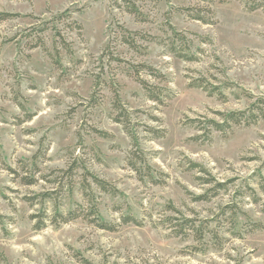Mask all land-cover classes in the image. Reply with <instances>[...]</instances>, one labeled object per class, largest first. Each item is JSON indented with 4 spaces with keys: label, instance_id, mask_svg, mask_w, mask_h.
<instances>
[{
    "label": "rangeland",
    "instance_id": "1",
    "mask_svg": "<svg viewBox=\"0 0 264 264\" xmlns=\"http://www.w3.org/2000/svg\"><path fill=\"white\" fill-rule=\"evenodd\" d=\"M131 1L139 15L121 0H0V16H14L0 20V215L7 229L0 231V264H264V120L210 134L198 123L221 122L218 113L244 112L264 98V5L250 12L247 0ZM194 8L211 9L206 17L214 24L182 11ZM46 23L62 33L71 53L54 31L36 34ZM120 27L139 34L138 49L122 42ZM170 27L192 42L196 61L168 51ZM38 37L46 49L33 47ZM139 65L162 76L140 73L166 91L163 103L136 80L133 66ZM203 81L224 98L193 86ZM116 93L130 114L127 128L115 122ZM137 150L146 161H133L142 173L129 165ZM72 158L87 160L117 190L94 188L101 218L113 231L84 219L55 227V201L34 207L25 201L53 190L43 178ZM20 162L40 170L36 185L11 174ZM193 164L219 183L235 180L234 187L210 202L196 201L211 186L199 181L207 175ZM78 174L77 188L58 199L62 214L88 207ZM235 204L240 236L226 221L232 213L222 215ZM43 213L47 227L37 230L32 217ZM128 217L138 224H126ZM174 219L197 220L211 233L202 242L191 232L177 236ZM251 224L263 227L253 231Z\"/></svg>",
    "mask_w": 264,
    "mask_h": 264
},
{
    "label": "trees",
    "instance_id": "2",
    "mask_svg": "<svg viewBox=\"0 0 264 264\" xmlns=\"http://www.w3.org/2000/svg\"><path fill=\"white\" fill-rule=\"evenodd\" d=\"M204 3H212L213 0H200ZM242 2L245 0H241ZM122 3H124L127 7V10L130 14L133 15H139V11L137 9V6L131 1V0H121ZM248 8V11L254 12L257 10H260L263 8V2L262 0H247L245 2ZM185 13L189 15V17L192 20L199 21L203 24H214L211 20L207 19L206 14L212 15V11L209 8H194V9H186L182 10ZM14 16L12 15H1L0 20H7L9 18H12ZM65 17L64 15L59 16L57 19L63 20ZM75 26H77L79 29H81V26L78 25L77 22H74ZM171 28V27H170ZM54 31L56 33V38H59L62 41L63 47L65 50H67L68 53H71L70 45L67 44L64 36H62V33L56 28H49L48 24H44V28L42 30H35L34 32L36 34H43L47 31ZM120 30L123 32L125 36H123L122 42L134 49H138L137 41L135 37H138L139 34H132L128 30H125L123 27H120ZM173 31V38L168 39V51L175 55L177 58L185 60V61H196V56L191 53V46L192 42L183 34L177 33V31L174 28H171ZM32 35V34H31ZM126 35H128L126 37ZM146 39H149L146 37ZM202 39V38H201ZM180 43V44H177ZM45 47V41L44 38L38 37L37 42L33 44V47ZM56 56L53 57L55 65H60L59 63V48L58 45H56ZM113 55V54H111ZM57 57V58H56ZM134 72L133 75L135 76L136 80L139 81V83L143 86L145 91L148 94V97L157 103H163L162 96L166 92L163 89L153 87L149 85L146 81L142 80L140 77V73L144 70L148 71L150 75H159L162 77L156 70L151 68L150 66L145 65H139V66H133ZM205 81L202 83L197 82L196 84H193L194 87L201 88L205 92L209 94V96L217 95L219 98H224V95L220 92L219 89H215L213 87H209V85L204 84ZM115 108L117 111H119V115L117 118H115V122L122 124L126 128L131 124L130 122V114L129 112L123 107L121 104V100L116 93V102H115ZM218 116L221 118V122L217 121H208L205 122H198L201 126H203L201 129L206 134H210L211 130L214 129L217 132H223L226 133L227 131L231 130L233 126H251L257 124L260 120H264V98H259L254 104L251 105V107L244 111V112H229V113H218ZM194 123V122H192ZM154 134H157L154 130L151 131ZM131 136V132H128ZM104 137H107L106 134H103ZM159 135V134H158ZM157 135V136H158ZM132 157L130 158L129 165L132 166V168L142 173L141 168H137V165L133 162L141 161V163L146 164V161L144 157L138 152V150L131 154ZM193 169H200L201 172L207 175V178H200L199 181L203 185H209L211 188L207 191L206 194L198 197L196 201H203V202H210L213 198L217 197L221 192L229 193L232 187L235 185V180H230L225 183H219L215 178H213L205 169H203L201 166L193 164ZM148 175L150 176L151 168L147 167ZM11 174H13L16 178L21 179V182L25 186H34L36 185L39 180L37 178V174L40 173V170L37 168V166L31 167L29 164L25 162L19 163V170H12L9 169ZM79 171H82V177L80 178V183L78 185V190L83 194V197L85 200H87L88 207H82L78 206L76 210H73L67 214L60 213L58 203V199L61 198L65 193L69 191V194H72L74 189L77 188V182L76 179L79 176ZM55 176V180L50 181V177ZM151 177V176H150ZM152 179V178H151ZM43 180H47V182L51 185H54L55 188L53 190H49L48 192L44 193L40 196H34L32 198H26V202L29 203L31 207H34L36 205V202L40 200L41 204L43 205L46 201H55V208H54V217L51 221V224L55 227L61 226V224H69L71 222H74L79 219L89 220V223L96 225L98 228L108 231H113L115 228L109 224H107L102 218L101 214L98 208V205L96 204V196L94 193V188L98 189L102 193L106 194H114L116 195L117 190L108 182L100 179L98 176H96L91 170L87 167V160L79 159V158H72L71 162L64 170H57L53 171L51 175L47 178H43ZM262 182L260 184V189L264 194V179L261 178ZM244 188L245 191L249 192L253 197L254 201L256 203H260V198L257 197L256 191L248 184L245 183ZM241 190V189H240ZM244 190L241 192H238V196H244L245 192ZM240 210L238 205H233L232 207H228L226 211L222 212L223 216H226L228 212L232 213V216L230 217V220L226 221L230 222L231 229L236 228L237 222L235 221L236 216L238 215V211ZM240 212V211H239ZM91 218H94V220H90ZM4 217L0 215V231H3L5 234L7 233V229L4 224ZM33 220L37 221L36 229L42 230L47 227L45 219L46 215L45 213L36 215L32 217ZM197 220H191V219H185V220H178L174 219L171 220V222H175L173 224V228L177 229L176 235L177 236H188V233L191 232L193 235H195L197 240L199 242H202L205 238V235L209 233V229L207 225H201L197 226ZM126 224L128 223H136L138 222L131 217H128L124 220ZM250 227H252L253 231H257L261 229L263 226L257 225V224H251ZM188 232V233H187ZM211 233V232H210ZM235 236H240L239 233H234ZM217 236V235H216Z\"/></svg>",
    "mask_w": 264,
    "mask_h": 264
}]
</instances>
